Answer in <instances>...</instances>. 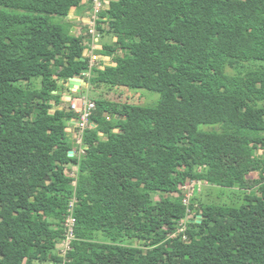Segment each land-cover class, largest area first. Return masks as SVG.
<instances>
[{
    "label": "trees",
    "instance_id": "16d2710c",
    "mask_svg": "<svg viewBox=\"0 0 264 264\" xmlns=\"http://www.w3.org/2000/svg\"><path fill=\"white\" fill-rule=\"evenodd\" d=\"M92 1L0 0V264L62 263L73 199L69 264H264V0H109L96 53L112 65L90 68L68 20ZM76 75L95 109L70 157ZM194 181L233 197L185 205Z\"/></svg>",
    "mask_w": 264,
    "mask_h": 264
},
{
    "label": "built area",
    "instance_id": "2783aa9c",
    "mask_svg": "<svg viewBox=\"0 0 264 264\" xmlns=\"http://www.w3.org/2000/svg\"><path fill=\"white\" fill-rule=\"evenodd\" d=\"M109 0H93L92 1V10L85 21L87 26V32L91 36V41L86 44L85 56L89 58L90 68L98 65V62H104L106 64H111V59L109 57H102L96 53V51L101 49V38L100 34L97 31L96 25L98 20H100V14L106 9ZM85 76L89 77V74ZM84 83L82 82L81 85ZM85 85V84H84ZM71 109L78 115L77 119H73L68 127L67 132L71 135L73 145L75 146L76 154H84L83 148V137L85 131L91 127L90 117L92 112L95 109V103L87 98L75 99L70 102ZM72 177H75V174H71ZM196 182L194 181L187 186L181 187V189L190 190L189 198H184V204L187 205L190 202L191 197L198 190L196 189ZM76 186V182L73 183ZM190 188V189H189ZM188 201V202H187ZM76 199H73L69 205L68 215L64 222V238L58 243L57 250L60 257L63 259L60 264H69L68 255L72 251V243L76 239L75 236V224L76 220L74 218V208H75ZM186 230L185 222H181L178 233H184ZM175 237V235H172Z\"/></svg>",
    "mask_w": 264,
    "mask_h": 264
},
{
    "label": "rangeland",
    "instance_id": "374dc122",
    "mask_svg": "<svg viewBox=\"0 0 264 264\" xmlns=\"http://www.w3.org/2000/svg\"><path fill=\"white\" fill-rule=\"evenodd\" d=\"M68 22L71 23V20L69 19ZM71 25H72V31L75 34L84 33V35H86V31H87L86 28L87 27L83 26L84 28H82V30H80L78 28V27L82 26V23H78V22L77 23H71ZM99 63L100 62H98L97 64L99 65ZM81 89H84L85 92L76 98H78V99L87 98V99L93 100L91 97L92 92L88 88L87 84L81 85L77 90L81 91ZM100 92L102 93L103 96L113 97L115 99H119L122 102H128L130 104H134V105H138V106H142V107H148V108L155 107L157 102L159 101V98H160L158 93L151 92V91L144 90V89L129 90V89H123V88H121V89L115 88V89L110 90L108 88H105V89L101 90ZM65 95H67V94H65ZM92 96L95 97L96 96L95 93ZM74 98L75 97H73V99ZM96 98H99V97H96ZM68 104H70V103H68ZM67 173L76 174V169L74 167L68 168ZM196 189H198V190L195 192L194 195H196V193H197L199 200L203 203H213L216 201L226 202V201H228L229 197H231V196L233 197V195H232L233 193L231 194L230 192H226L224 196H221L220 199H217V197L220 194V191L218 189H216L215 187L208 186L207 184L203 183L202 181L196 182ZM182 191H183V194H185V198L188 199L189 198L188 196L191 193L190 190L184 188V189H182ZM235 193L237 195H239L238 199L241 201H245V199L247 198V195H245V193H243L241 191H235ZM246 194H248V192ZM193 196L191 197V199L193 198ZM154 200L158 201L159 197L157 195H155ZM189 203L190 202H188V204ZM192 213L193 212H191L190 215H194Z\"/></svg>",
    "mask_w": 264,
    "mask_h": 264
},
{
    "label": "crops",
    "instance_id": "0c3cea01",
    "mask_svg": "<svg viewBox=\"0 0 264 264\" xmlns=\"http://www.w3.org/2000/svg\"><path fill=\"white\" fill-rule=\"evenodd\" d=\"M84 2H86V0H84ZM89 16V10L88 9H82L80 11H76V10H73L70 14V17L69 19L71 20V23H82V26L81 27H78L80 30H82V28H84L83 26H85V21L87 20V17ZM70 23V24H71ZM84 24V25H83ZM81 80L82 82L84 83L85 80L83 79V76H81ZM71 89V88H70ZM73 92H79L80 90H77V89H71ZM65 101L67 103H70L72 101H74L75 99H78V98H74L73 99V96L71 94H67L65 95L64 97ZM71 136V135H70ZM75 146L73 145V150L71 151L73 155H75L76 153V150H75ZM75 151V152H74ZM72 155V156H73Z\"/></svg>",
    "mask_w": 264,
    "mask_h": 264
},
{
    "label": "water",
    "instance_id": "95a60500",
    "mask_svg": "<svg viewBox=\"0 0 264 264\" xmlns=\"http://www.w3.org/2000/svg\"><path fill=\"white\" fill-rule=\"evenodd\" d=\"M82 80H81V75H76L75 77L69 79L68 86L71 89H78L81 86ZM86 85V82H84ZM72 152L69 153V156L72 157ZM198 221H201V218L198 217Z\"/></svg>",
    "mask_w": 264,
    "mask_h": 264
}]
</instances>
